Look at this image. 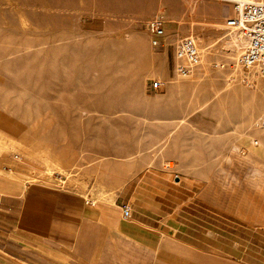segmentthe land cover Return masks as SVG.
Returning a JSON list of instances; mask_svg holds the SVG:
<instances>
[{
    "label": "rangeland",
    "instance_id": "374dc122",
    "mask_svg": "<svg viewBox=\"0 0 264 264\" xmlns=\"http://www.w3.org/2000/svg\"><path fill=\"white\" fill-rule=\"evenodd\" d=\"M231 15V0H0L5 175L123 221V201L130 220L160 207L181 226L180 248L169 236L165 250L191 264H264V149L246 145H264V77L239 63L243 48L229 55ZM186 36L202 59L181 76ZM0 236V264H45L43 238ZM102 245L141 249L117 235Z\"/></svg>",
    "mask_w": 264,
    "mask_h": 264
},
{
    "label": "crops",
    "instance_id": "0c3cea01",
    "mask_svg": "<svg viewBox=\"0 0 264 264\" xmlns=\"http://www.w3.org/2000/svg\"><path fill=\"white\" fill-rule=\"evenodd\" d=\"M9 161L0 152V235L27 234L35 241L43 238L45 264H112V259L127 260L123 264H191L190 252L165 250L169 236L180 248L181 226L178 221L166 224L158 219L160 207L155 212L138 210L133 220L123 221L94 203L43 195L35 186L10 180L4 172ZM6 213L16 222L6 220ZM116 235L141 249L129 253L102 250V244Z\"/></svg>",
    "mask_w": 264,
    "mask_h": 264
},
{
    "label": "built area",
    "instance_id": "2783aa9c",
    "mask_svg": "<svg viewBox=\"0 0 264 264\" xmlns=\"http://www.w3.org/2000/svg\"><path fill=\"white\" fill-rule=\"evenodd\" d=\"M233 15L227 18V26L236 29L247 41L246 47L239 56V63L251 68L259 67L264 77V0H231ZM151 41L154 45L161 44L166 35L165 20L162 15L149 23ZM176 70L181 76H188L201 63L202 52L193 36L183 37L176 46ZM162 87L160 80L150 84L152 90ZM122 216L131 219L133 208L129 202L121 204Z\"/></svg>",
    "mask_w": 264,
    "mask_h": 264
},
{
    "label": "bare ground",
    "instance_id": "6f19581e",
    "mask_svg": "<svg viewBox=\"0 0 264 264\" xmlns=\"http://www.w3.org/2000/svg\"><path fill=\"white\" fill-rule=\"evenodd\" d=\"M235 34H237V35H232L231 41L228 43V46H227L229 48V52H230L229 55L232 58L236 57V55L238 53H240V51L242 50V48L244 50L245 47H246V44H247L246 39L244 37H242V35L240 34V32L237 31V32H235ZM256 71H259V67L257 65L253 66V68L251 67V72L248 73V74L250 76L251 75H255L256 74ZM246 145L248 146L249 150L252 153H259L258 152L259 149H264V145L263 144L259 143L258 141H256L253 138H250V137H249V140L246 142Z\"/></svg>",
    "mask_w": 264,
    "mask_h": 264
}]
</instances>
